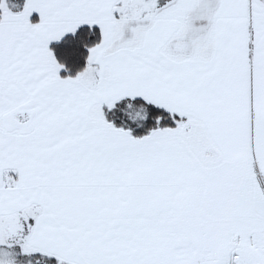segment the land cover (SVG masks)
Wrapping results in <instances>:
<instances>
[{"label": "snow or ice", "instance_id": "1", "mask_svg": "<svg viewBox=\"0 0 264 264\" xmlns=\"http://www.w3.org/2000/svg\"><path fill=\"white\" fill-rule=\"evenodd\" d=\"M0 264H264V0H0Z\"/></svg>", "mask_w": 264, "mask_h": 264}, {"label": "rangeland", "instance_id": "2", "mask_svg": "<svg viewBox=\"0 0 264 264\" xmlns=\"http://www.w3.org/2000/svg\"><path fill=\"white\" fill-rule=\"evenodd\" d=\"M15 2H18V0H10V5L11 3H15Z\"/></svg>", "mask_w": 264, "mask_h": 264}]
</instances>
